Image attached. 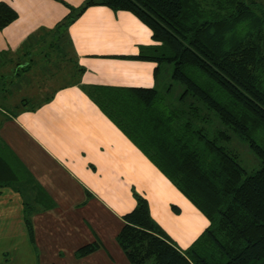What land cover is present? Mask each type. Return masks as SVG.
Instances as JSON below:
<instances>
[{"label": "crops", "instance_id": "1", "mask_svg": "<svg viewBox=\"0 0 264 264\" xmlns=\"http://www.w3.org/2000/svg\"><path fill=\"white\" fill-rule=\"evenodd\" d=\"M85 1L0 0L18 13L0 29V168L15 176L0 187V252L12 264H130L117 236L134 191L181 249L209 224L95 98L113 95L116 118L133 127L124 111L135 104L132 89L155 90L166 134L179 124L171 113L184 90L172 65L138 57L159 43L128 11L91 6L53 35L68 5ZM173 89L182 92L172 97ZM93 243V252L78 254Z\"/></svg>", "mask_w": 264, "mask_h": 264}, {"label": "trees", "instance_id": "2", "mask_svg": "<svg viewBox=\"0 0 264 264\" xmlns=\"http://www.w3.org/2000/svg\"><path fill=\"white\" fill-rule=\"evenodd\" d=\"M91 6L135 15L159 43L138 57L172 65V79L184 90L178 109L171 113L179 124L167 125L166 134L159 131L157 120L163 117L155 90L132 89L135 104L124 111L133 118V127L118 121L122 113L112 108L113 95L97 91L95 98L209 223L192 244L181 249L154 220L148 200L134 191L136 205L124 216L117 236L129 263L264 264V3L86 0L76 8L68 5L70 13L53 35H62ZM17 18L9 3L0 2V29ZM57 42H52L55 50ZM84 70L76 62L77 73ZM135 129L141 138H135ZM240 145L258 158L257 170L248 172L243 167ZM2 158L0 153V163ZM14 178L10 170L5 174L0 168V187ZM98 246L88 244L77 252L85 256Z\"/></svg>", "mask_w": 264, "mask_h": 264}, {"label": "rangeland", "instance_id": "3", "mask_svg": "<svg viewBox=\"0 0 264 264\" xmlns=\"http://www.w3.org/2000/svg\"><path fill=\"white\" fill-rule=\"evenodd\" d=\"M257 1L262 4L264 3V0H257ZM58 63L60 67L59 71H61L62 73L68 72L67 69L64 70L62 67L65 62L59 61ZM181 92L182 90L176 91V89H173L171 96L175 97L179 95ZM239 154H240L241 164L248 172H253L254 170H257L260 167V161L246 145L239 146ZM0 245H1V242H0ZM0 264H12V263H10V260L8 259V257H5L4 254L0 252Z\"/></svg>", "mask_w": 264, "mask_h": 264}]
</instances>
